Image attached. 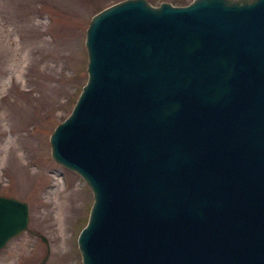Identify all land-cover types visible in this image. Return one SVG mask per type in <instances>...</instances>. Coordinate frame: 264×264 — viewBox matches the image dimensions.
Returning <instances> with one entry per match:
<instances>
[{"label":"water","instance_id":"95a60500","mask_svg":"<svg viewBox=\"0 0 264 264\" xmlns=\"http://www.w3.org/2000/svg\"><path fill=\"white\" fill-rule=\"evenodd\" d=\"M83 47L47 139L92 195L80 264H264V0L115 1ZM28 211L0 194V247Z\"/></svg>","mask_w":264,"mask_h":264},{"label":"rangeland","instance_id":"374dc122","mask_svg":"<svg viewBox=\"0 0 264 264\" xmlns=\"http://www.w3.org/2000/svg\"><path fill=\"white\" fill-rule=\"evenodd\" d=\"M115 1L0 0V194L29 207V232L0 247V264H79L75 234L92 197L78 174L51 160L47 139L85 83L84 27ZM161 1L190 0H147Z\"/></svg>","mask_w":264,"mask_h":264}]
</instances>
